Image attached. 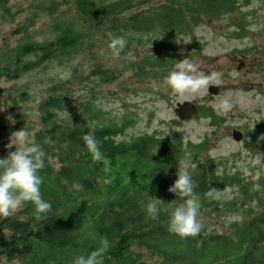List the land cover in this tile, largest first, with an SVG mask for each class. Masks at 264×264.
I'll return each mask as SVG.
<instances>
[{"label": "trees", "instance_id": "obj_1", "mask_svg": "<svg viewBox=\"0 0 264 264\" xmlns=\"http://www.w3.org/2000/svg\"><path fill=\"white\" fill-rule=\"evenodd\" d=\"M8 2L0 0L3 16H10ZM62 3L75 6L77 21L63 27L57 24L55 30L60 34L52 42L25 43L2 54L0 82L14 81L85 44L93 45L89 33L98 26L106 27L103 36L111 33L125 38L129 32L145 35L156 32L165 40L158 48L176 51L175 35L192 36L203 20H219L239 10L238 0H165L148 15L141 12L125 17L138 5L136 0H62ZM57 9L59 3L51 0L45 12L54 15ZM140 63L139 79L151 73L147 66L164 70L168 60L153 55ZM153 75L158 77L160 72ZM91 77L103 84L117 80L113 72L101 66L96 67ZM70 83L59 81L48 86L49 96L36 110L22 106L28 93L20 94V102L13 101L15 106L9 110L13 124L5 122L0 112V158L15 151L6 149L7 134L23 128L32 134L45 153V166L40 170L41 196L51 203L50 211L39 218L34 205L25 203L15 216L0 220V233H6L0 238V250L9 261L72 264L76 256H87L107 240L103 264H149L144 259L145 252L158 257L152 264H264V180L251 182L242 172L228 170L229 160L209 156L208 136L199 144L186 142L182 133L167 137L145 134L124 140L131 125L128 118L120 123L109 121L95 126L92 120L101 110L95 108L93 101L69 109L66 87ZM200 115L215 128L223 122L212 107H201L197 116ZM89 131L94 132L104 157L101 161H93L85 147L82 137ZM248 135L247 147L252 152L264 148L261 142L264 124ZM185 162L196 164L190 174L194 194L199 198V212L228 222L229 233L201 227L196 237L182 239L167 230L171 209L183 202L168 188ZM105 178L111 183L104 184ZM210 189L219 192L221 198L208 197ZM148 194L163 201L156 220L146 212ZM232 216L238 219L230 221L228 218Z\"/></svg>", "mask_w": 264, "mask_h": 264}, {"label": "rangeland", "instance_id": "obj_2", "mask_svg": "<svg viewBox=\"0 0 264 264\" xmlns=\"http://www.w3.org/2000/svg\"><path fill=\"white\" fill-rule=\"evenodd\" d=\"M50 1L9 0L10 16H3L0 9V57L25 43L52 42L60 34L55 30L57 24L63 27L64 24L77 21L75 6L65 5L62 0H57L59 9L54 15L47 14L45 8ZM136 1L138 5L125 13V17L141 12L148 15L165 0ZM238 3V12L219 20H203L195 28L194 35H175V41L180 37L190 42H175L176 51L168 47L158 48V44L165 40L156 32L147 35L129 32L125 37V48L119 57H113L108 48L109 37L103 36L106 27L97 25V29L89 33V37L94 39L93 45L85 44L82 48L63 55L61 59L46 62L14 81H1L0 112L5 122L13 124L14 119H11L9 110L15 106L13 101L20 102V94L28 93L22 106L36 110L49 96L48 86L59 81H70L66 87L70 100L69 109H76L79 104L91 100L95 108L101 110L92 120L93 125L102 126L109 121L120 123L123 118H128L131 125L125 132L124 140L145 134L167 137L173 133H182L186 142L199 144L208 136L209 156L219 161L229 160L227 169L242 172L251 182L264 180V148L252 152L247 147V142L250 141L248 133L264 124V0H238ZM32 21L33 25L30 26ZM81 26L77 25L79 28ZM252 26L256 30H250ZM153 55L168 60L166 69L147 66L146 69L151 73L139 79L138 64ZM185 58L196 66L197 72L194 75L211 71L222 74L218 81L209 86L219 88L217 96L209 93V87L196 93L189 92L183 97H177L171 92L164 83V78L177 62ZM97 66L113 72L117 80L103 84L98 78L91 77ZM153 72H160V75L152 76ZM154 81L157 84L155 88ZM224 100L231 103V108L227 111L222 108L221 102ZM184 102L195 103L200 108L212 107L223 122L215 128L202 115L190 121H179L175 109L177 104ZM176 121L180 124H176ZM35 123L38 125V122ZM234 130L244 135L242 142L233 139ZM28 135L33 139L32 134ZM10 136L11 134L6 135L8 142ZM261 142L264 143V135ZM75 189L79 190L78 187ZM20 210L21 207L11 216H15ZM198 219L208 231H230L228 222L200 212ZM5 235L6 233H0V238ZM143 256L149 264L158 261V257L150 253L145 252ZM0 264L21 262L9 261L0 250Z\"/></svg>", "mask_w": 264, "mask_h": 264}, {"label": "clouds", "instance_id": "obj_3", "mask_svg": "<svg viewBox=\"0 0 264 264\" xmlns=\"http://www.w3.org/2000/svg\"><path fill=\"white\" fill-rule=\"evenodd\" d=\"M250 30H256L255 26L250 27ZM107 35L109 37L108 48L113 57H119L120 52L126 46L125 38L113 36L111 33ZM181 41L185 44L190 43L180 37H177L175 42L180 44ZM196 72L197 68L192 62L187 58L182 59L164 78V83L175 96L183 97L189 92L196 93L209 87L218 81L222 75L218 71L194 75ZM231 75L235 76L236 73H231ZM156 86L154 81L153 87ZM221 103L223 110L227 111L231 108V103L228 100ZM11 119L9 118V120ZM82 139L93 161L104 159L93 131L84 134ZM12 148H15V151H9L6 158H0V217H9L23 204L31 203L34 205L37 218H39L41 214H46L51 209V203L42 199L40 192L42 184L40 170L45 166V153L40 145L29 137L24 128L12 133L9 137L6 149ZM195 167V163H183L177 171V179L168 188L170 193L180 197L183 202L176 204L171 209L167 230L182 239L196 237L200 234L202 227L198 219L199 198L194 194L195 184L190 174V169ZM103 183L110 184L111 180L105 178ZM206 195L214 200L221 198V194L215 189H210ZM162 202L148 194L146 212L151 219H158L162 210L160 207ZM228 219L231 221L238 218L232 216ZM108 246V241L105 240L100 247L91 251L87 256H76L72 264H103L104 254L107 252Z\"/></svg>", "mask_w": 264, "mask_h": 264}, {"label": "water", "instance_id": "obj_4", "mask_svg": "<svg viewBox=\"0 0 264 264\" xmlns=\"http://www.w3.org/2000/svg\"><path fill=\"white\" fill-rule=\"evenodd\" d=\"M208 91L212 96H217L220 92L219 88L215 86L209 87ZM175 113L179 121L186 122L192 120L198 115L199 107L191 102L179 103L177 104ZM232 137L237 142H242L244 139V135L237 130L233 131Z\"/></svg>", "mask_w": 264, "mask_h": 264}]
</instances>
